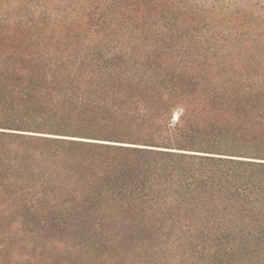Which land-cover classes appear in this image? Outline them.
Here are the masks:
<instances>
[{
  "label": "trees",
  "instance_id": "obj_1",
  "mask_svg": "<svg viewBox=\"0 0 264 264\" xmlns=\"http://www.w3.org/2000/svg\"><path fill=\"white\" fill-rule=\"evenodd\" d=\"M220 3L0 0V264H264V18Z\"/></svg>",
  "mask_w": 264,
  "mask_h": 264
},
{
  "label": "rangeland",
  "instance_id": "obj_2",
  "mask_svg": "<svg viewBox=\"0 0 264 264\" xmlns=\"http://www.w3.org/2000/svg\"><path fill=\"white\" fill-rule=\"evenodd\" d=\"M206 4H213L216 0H199ZM223 7L226 14L234 13L235 8L241 7L243 11L257 18H264V0H221L218 5ZM177 116H175V119Z\"/></svg>",
  "mask_w": 264,
  "mask_h": 264
}]
</instances>
